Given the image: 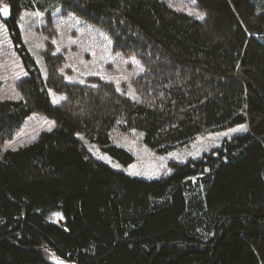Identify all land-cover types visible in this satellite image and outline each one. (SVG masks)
Segmentation results:
<instances>
[{"label": "trees", "instance_id": "16d2710c", "mask_svg": "<svg viewBox=\"0 0 264 264\" xmlns=\"http://www.w3.org/2000/svg\"><path fill=\"white\" fill-rule=\"evenodd\" d=\"M3 1L28 76L19 100H0V146L33 112L56 127L0 148V264H264V0L185 2L193 10L168 0ZM49 1L142 62L132 78L139 100L112 80L67 82L51 44L43 77L18 18ZM47 87L65 101L54 104ZM235 125L248 131L151 180L97 159L78 137L128 165L134 157L112 143L114 130H140L163 153Z\"/></svg>", "mask_w": 264, "mask_h": 264}, {"label": "rangeland", "instance_id": "374dc122", "mask_svg": "<svg viewBox=\"0 0 264 264\" xmlns=\"http://www.w3.org/2000/svg\"><path fill=\"white\" fill-rule=\"evenodd\" d=\"M168 1L177 8L194 9V6L189 8L186 5L188 0ZM48 3V7L43 9L38 6L26 8L18 18L22 44L37 61L43 77L47 79L49 74L45 51L48 44H51L52 53L61 54L63 57L64 61L59 70L63 69V73L60 72L64 78H70L72 83L83 81L80 84H96L95 79L103 77L114 81L127 96L131 93L129 97L132 100H139L132 78L141 74V67L145 69L142 62L136 56L115 51L113 41L105 30L53 1ZM4 8L8 9L9 14L6 17L0 15V100H19L21 94L18 83L28 76V72L7 22L11 15V5L0 0V10ZM109 40L112 42L109 43ZM47 90L54 104H62L67 97L66 93L54 88L47 87ZM56 101L58 103H55ZM55 127L56 121L53 118L41 112H33L25 119L13 138L5 140L0 148L2 151L16 150L36 139L42 132L49 131V128L52 131ZM238 127L235 125L202 132L187 143L163 153L152 149L144 140V132L140 130H114L111 133L112 143L126 149L134 157V161L128 165L105 152L100 144L88 140L84 134L80 133L78 137L97 159L130 176L151 180L169 176L173 172L172 162L184 163L191 158L197 159L212 152L220 147L226 138L238 133L232 131ZM116 165L118 167H114Z\"/></svg>", "mask_w": 264, "mask_h": 264}, {"label": "snow or ice", "instance_id": "6c2138e0", "mask_svg": "<svg viewBox=\"0 0 264 264\" xmlns=\"http://www.w3.org/2000/svg\"><path fill=\"white\" fill-rule=\"evenodd\" d=\"M9 14V11H8V9L7 8H4V9H2V10H0V15H3V16H7ZM200 19H203V16H201V17H199ZM112 41L111 40H109V43H111ZM53 43H55V42H53ZM57 52H59V49H57ZM57 53H53V55H56ZM62 73H63V69H61L60 70ZM144 71V69H143V67H141L140 68V72L142 73ZM65 79H66V81L67 82H69V83H72L73 81H71L70 80V78H68V77H65ZM101 79H104L103 77H101ZM106 82H111V80H108V81H106ZM80 83H83V81H80ZM90 87H93V88H95L96 86L95 85H91ZM118 92L119 91H121L120 90V88L119 87H117V89H116ZM122 95H123V93H121ZM129 96H131V93H129L128 94ZM63 99V98H62ZM55 103H58V101H56ZM246 107V106H245ZM49 131H51V128H49L48 129ZM234 133L235 132H246V131H248V128H247V126H245V125H241V126H239L238 128H236V129H233L232 130ZM227 135V134H226ZM114 167H118V165H116V166H114Z\"/></svg>", "mask_w": 264, "mask_h": 264}]
</instances>
